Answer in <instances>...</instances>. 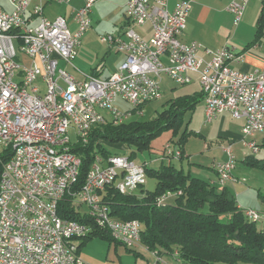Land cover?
<instances>
[{
    "label": "built area",
    "instance_id": "2783aa9c",
    "mask_svg": "<svg viewBox=\"0 0 264 264\" xmlns=\"http://www.w3.org/2000/svg\"><path fill=\"white\" fill-rule=\"evenodd\" d=\"M7 1L11 12L0 7V154L10 156L0 175V264H86L79 244L95 231L107 232L126 248L140 240L139 222L114 219L100 194L112 184L120 194L134 193L146 183L148 162L121 155L105 161L97 157L81 189L73 192L81 160L70 151L69 133L82 144L96 125L117 126L141 115L146 104L162 98V75L180 86L190 84L194 75L204 95L205 122L223 112L243 119L242 134L249 139L244 145L258 152L254 137L260 135L264 141V69L252 73L230 69L228 62L237 59L230 47L204 51V57L199 44L182 41L189 0H180L170 11L168 0H124L122 33L99 37L108 49L124 54L123 62L106 79L89 75L82 80L60 68L59 62L73 67L96 0H83L73 12V31L63 17L45 19L41 3L32 7L39 23L29 27L24 16L30 2ZM249 1L228 5L235 24ZM143 25H149L148 39L135 31ZM120 103L130 105V111L121 109ZM166 148L167 155L179 159L177 149ZM225 151L226 162L215 167L220 186L233 180L235 167L230 147ZM168 196L157 199V205ZM65 197L80 207L88 223L59 217L57 207ZM241 211L264 230V214ZM152 264L181 263L177 258L166 263L157 255Z\"/></svg>",
    "mask_w": 264,
    "mask_h": 264
},
{
    "label": "trees",
    "instance_id": "16d2710c",
    "mask_svg": "<svg viewBox=\"0 0 264 264\" xmlns=\"http://www.w3.org/2000/svg\"><path fill=\"white\" fill-rule=\"evenodd\" d=\"M263 22L264 0H261L257 38L262 34ZM203 99L201 91L179 96L165 102L163 110L150 121H131L117 126L107 122L94 126L86 143L78 142L70 147L81 160L73 192L81 189L97 157L105 161L112 155H119L109 151L111 145L145 152L162 133L171 132L173 138L177 137L172 143L182 160L184 141L190 134L186 128L180 133L184 117ZM136 152L131 150L128 159L133 161ZM9 156V153L0 154V175ZM158 162V167L145 169L146 177L156 180L153 192L143 193L140 187L137 190L143 193L141 196L135 192L123 195L114 184L104 188L100 198L108 205L114 219L138 221L141 244L159 255L175 253L181 264H264V230L246 220L228 189L193 177L182 168L175 169L170 160ZM246 164L264 169V161L254 158H248ZM168 193L174 196V201L158 206L157 199ZM71 200L65 197L59 202V217L88 223L87 217L79 212L80 207ZM93 238L120 245L107 232L95 231L80 241L79 249Z\"/></svg>",
    "mask_w": 264,
    "mask_h": 264
},
{
    "label": "crops",
    "instance_id": "0c3cea01",
    "mask_svg": "<svg viewBox=\"0 0 264 264\" xmlns=\"http://www.w3.org/2000/svg\"><path fill=\"white\" fill-rule=\"evenodd\" d=\"M28 1L30 2V6L24 17H26V19L28 20L29 27H35L38 25L40 17L32 14V7L36 3H41L42 16L45 19L53 21L57 17H63L70 31H73L75 29L73 12L81 8L83 5V0H69L67 3H60L56 0ZM179 1L180 0H168L169 11L172 10ZM189 1L190 11L186 20V28L181 36L182 41H184L185 43L196 42L197 44H199L202 49L199 52V55L204 57V51L214 53L222 49V47L224 48V46L230 47L235 57L237 58L236 60H231L228 62V67L230 69L242 71L244 73H252L254 71L264 69V22L262 34L258 38L256 37L257 20L261 12V0H250L243 12L240 21L237 24L234 23L235 21L232 14L227 10L228 5L233 0ZM4 3L9 8L8 12H11L12 8L7 0H0V7L5 11V8L3 6ZM125 25L126 17L124 13V0H96L90 14V28L83 34L80 39V43L83 38L87 40V38L91 37L97 39V36L99 37L100 35L119 36L122 33L123 27ZM135 29H138L137 33L145 39H148L151 35L149 25H143V27H137ZM112 53L117 54V57L119 58V61L116 62L117 69L118 65H120L124 60V54L120 52L117 53V51L109 49L107 53H105V57L110 56V54ZM76 54L77 55L73 60V67L65 64L66 67L70 68V71L66 70V68H63L67 73L74 76L76 79L82 80L89 75H94L99 78L106 79L108 75L113 73L111 72L103 77L102 73L104 66L100 68L95 67L87 71L86 68L79 65V58L77 59L78 52ZM60 63L63 62H59V65ZM192 82L197 83L195 76L192 77ZM200 103L202 104V112L204 115L203 101H201ZM205 123L206 122L204 118V125L202 128H200L201 132H193V135L199 136L205 141V144L207 145H205L204 147L207 151H210L211 146H213L214 144L215 148L213 149V155H215V153L218 151H220L221 153L223 152L224 159L227 160L228 154H226L225 149L230 147V150L235 157V165L237 159H240L241 163L244 166H247L246 160L248 158H254L259 161H264V156L256 157L257 154H264V141L260 135L254 137L255 142L259 146V150L257 153H253L244 145V142L249 139L244 138L242 134V127L244 125L243 119H235L231 115H229V113L223 112L217 114L210 122L206 123L207 126L205 125ZM204 129L205 134H202ZM122 147L125 148V146ZM247 151H249L251 154H244ZM186 158L188 167L189 165L191 166L188 170L191 176H200L203 171V169L200 170V168L202 167L205 169H209V171L213 173L212 176L214 177L213 179L212 177L208 178L209 182L218 188L225 187L226 189H228L229 192L232 193L235 197L237 206L240 209H252L261 214H264V210H257L254 204L251 205L247 200L244 199L245 197L242 195V193L248 191L236 189L233 187L235 182L237 183L238 180V177L237 175H235L234 170L232 172L233 180L229 181V186L228 184H225L224 186L219 185L215 167L220 163L215 162V156L212 158V164L208 168L202 166L199 163L193 164L191 162V156H186ZM157 159H154L149 163L151 164L152 162H158L159 159ZM173 197L174 196L172 195L168 196L164 200V203L168 199H173ZM106 243L107 249L104 250V252L103 249L96 253L95 250L91 252L92 250L90 248V252L84 251L81 253V249H79L80 258H82L86 262V264H152L157 255L166 263H173L176 260L175 253L173 255H159L153 250H148L141 244L140 240L132 248H127L130 250H127L124 246L114 244L113 242ZM120 248L124 249L126 252L121 251ZM111 249L113 251L112 254L110 253Z\"/></svg>",
    "mask_w": 264,
    "mask_h": 264
},
{
    "label": "rangeland",
    "instance_id": "374dc122",
    "mask_svg": "<svg viewBox=\"0 0 264 264\" xmlns=\"http://www.w3.org/2000/svg\"><path fill=\"white\" fill-rule=\"evenodd\" d=\"M2 3V1H1ZM5 11L8 12L9 8L3 4ZM136 32H138V29H135ZM100 34V33H99ZM100 36H106V35H100ZM99 36V37H100ZM99 37L97 36L96 38H83L81 40L80 46L77 48L78 52V57L79 58V65L83 66L84 68L89 71L90 69L93 68H100L103 67V77L106 76L107 74L114 72L116 69V65L119 61V58L117 57V54L112 53L110 56L105 57V53L109 50L107 45L102 43L99 40ZM17 62H20L21 59L20 57L16 58ZM78 65V66H79ZM60 68H66V70H69V67H66L64 63H60L59 65ZM77 68V67H76ZM70 71V70H69ZM116 71V70H115ZM194 76V75H193ZM192 76V77H193ZM160 92L162 94V98L157 101H153L149 104H146L143 107V111L141 115H132L130 116L129 119L126 120V123H129L131 121H140V122H145V121H150L155 116L161 112L164 108L165 102H167L169 99H173L179 96H184V95H192L194 93L199 92V87L196 82H192L188 85H177L173 81H171L169 78L166 76L160 77ZM16 82L19 81V78L15 79ZM43 89V88H42ZM121 109L124 111L128 110L130 111L131 107L130 105L120 103L117 104ZM103 114L108 117V114L103 112ZM202 104L199 102L198 105H196V108L193 110L192 113H188L184 117V125L180 131V133L186 128L189 136L188 138L186 137V140L184 141V147H183V152H184V157L182 160L179 159H173L172 156L167 155V146L169 151H176V148L173 146V141L177 139V137L173 138L171 132H164L162 133L158 138H156L152 144L151 148L149 151L145 152H136L134 148H132V151L136 152L135 159L133 160L136 163H142V162H148L149 168H156L159 165V162L155 163H149L150 161L154 159H159V157H163V161L170 160L173 166L176 168H182L184 172H188L189 168L191 167L187 164V158L186 156H191V162L194 163H199L204 167H209L212 164L213 157L215 156V162H219L220 164L226 162L224 159V154L223 152L221 153L220 151L216 152L215 155H213L215 145L211 146V150L207 151L205 149V141L201 139L199 136L193 135V132H201V129L204 125V117L202 116ZM206 125V123H205ZM207 126V125H206ZM205 129L202 134H205ZM69 136L71 138L72 145L76 143L75 137L72 133H69ZM215 139V138H214ZM108 149L111 153H117L121 156H129L131 150L127 147L123 148L120 145H111L108 146ZM244 154H251L249 151H247ZM264 156L263 153L257 154L256 157ZM193 157V158H192ZM225 160V161H224ZM190 162V163H191ZM205 171L198 175L197 178H204L203 180L209 182L208 178L212 179L214 178L212 175L213 173L209 171V169L205 168H200V170ZM235 175H237L238 180L237 183L233 185L234 188L236 189H242L244 191H248L245 193H242V195L245 200H247L251 205L254 204L257 208V210H264V169H259L256 167H248L244 166L240 159H237L235 169H234ZM208 174V175H207ZM202 180V181H203ZM229 186V182L226 183ZM156 186V180L153 177H146V183L143 186L142 190L143 193L146 192H153ZM139 190L135 191V194L138 196H141L143 194ZM174 201V198L171 200H166L165 204L172 203ZM85 210V207L82 208V211ZM258 228H260L259 225H257ZM100 247V248H99ZM91 248V250H90ZM93 248V249H92ZM107 249V243L104 240H101L100 238H93L89 241H87L82 247H81V253L82 252H87L91 251L93 252L95 250V253L102 250ZM121 251L126 252L124 249L120 248ZM112 249H111V254H112ZM82 259V258H81ZM83 260V259H82ZM84 261V260H83Z\"/></svg>",
    "mask_w": 264,
    "mask_h": 264
}]
</instances>
